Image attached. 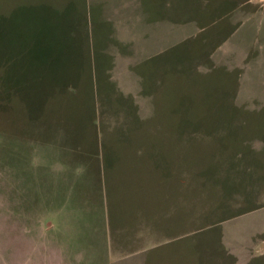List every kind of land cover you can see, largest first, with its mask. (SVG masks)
Instances as JSON below:
<instances>
[{
	"label": "rangeland",
	"instance_id": "obj_1",
	"mask_svg": "<svg viewBox=\"0 0 264 264\" xmlns=\"http://www.w3.org/2000/svg\"><path fill=\"white\" fill-rule=\"evenodd\" d=\"M112 1L0 0V264L37 237L116 264L144 221L146 264H264V0ZM144 21L163 50L134 78L108 48Z\"/></svg>",
	"mask_w": 264,
	"mask_h": 264
},
{
	"label": "crops",
	"instance_id": "obj_2",
	"mask_svg": "<svg viewBox=\"0 0 264 264\" xmlns=\"http://www.w3.org/2000/svg\"><path fill=\"white\" fill-rule=\"evenodd\" d=\"M111 4L114 6L115 3H113L112 0ZM105 2V3H104ZM107 3L105 0H103V5H104V10H107L109 7H111L112 5ZM121 9L123 10V7H121ZM124 12V10H123ZM127 11H125L126 13ZM130 24V23H129ZM129 26V25H127ZM149 26H151V23L149 22L148 24H146V21H144V31L143 34L136 40L134 39L132 41V45L131 47L128 49V51L124 52L122 51V49H118L116 48L115 50H112L111 47L108 48L109 51H111L112 53L116 51V55L114 54V62L117 61L112 69H125L128 70V74L129 76H133L134 78H136V76L138 75V73L135 71V66L138 65L141 61H143L142 57L144 55V58H148L147 60H149V57L153 56L154 53H158V52H162L163 50V46L161 44H159L160 46H155L152 47L150 46L149 48V42H148V32H150L149 30ZM114 27H116L117 29V24L115 23ZM161 30L163 28L162 23L160 26ZM152 29V28H151ZM161 34V32H160ZM161 36V35H159ZM159 36H154L157 37V40H159ZM153 37V35H152ZM143 40V43L137 44L138 40ZM151 45H154L153 42H151ZM158 43V42H157ZM124 45V42H123ZM139 49V51L137 50ZM131 71V73H130ZM149 71H145V73H148ZM149 95H147L146 98H148ZM33 161V159H32ZM72 163V162H71ZM69 165H67L68 167ZM24 171L27 172V169H23ZM31 171H28L30 173H33V169L30 168ZM4 171V175H3V183L6 179V185L8 182H10V170L8 169V167L6 169H3ZM22 183V181L20 182ZM14 188V187H13ZM12 188V189H13ZM39 190H36L34 188V184L32 182V180L29 181V185H27V190H25V187L20 184V188L18 189V195H20L22 198H20L19 200H24V203L28 204L25 206L21 205V202L17 199L15 202L19 207V211L21 213H23V215H26L25 217V225L23 227V229L26 232H31L33 231V229H38V227L40 228V223H39V217L36 215L34 217L33 213L35 210V214L36 211L38 209V193ZM24 197V198H23ZM8 203V201H7ZM146 222L145 226L143 225V227L140 228V235L137 237V242L135 243L134 247H130L129 249H124L123 247H118L115 246V250H116V256H115V260L114 262L116 264H146V261L148 259V254L150 252V250L153 247H156L158 244V240L157 239H152L153 237V224H151L152 222H148V221H144ZM46 226H51L52 223H45ZM155 226V225H154ZM43 227V225H42ZM156 227V226H155ZM156 229V228H154ZM162 230V228H157L155 232V236H168V234H165L164 232L160 231ZM163 233V234H162ZM38 239V237H37ZM36 242H32V244L28 245L29 247L26 248L27 251L25 252V256L26 259L21 262V264H72L71 262L66 261L63 257V253L64 251H61V249L56 250V245H52L50 246L49 243L48 244H41L39 241V239ZM166 242V239L164 240ZM41 245H45L42 246ZM24 249V248H23ZM118 251V252H117ZM121 252V253H119ZM122 252L124 254H122ZM26 253L28 254V257L26 255ZM119 253V254H118ZM41 255V256H40ZM46 255V257H44ZM57 257H59L60 261H57ZM39 258L41 259V261L39 260ZM80 261V259L78 260ZM82 262V260H81ZM121 262V263H120ZM3 264H8L7 260L4 259Z\"/></svg>",
	"mask_w": 264,
	"mask_h": 264
}]
</instances>
